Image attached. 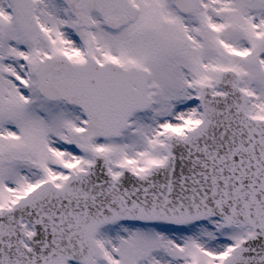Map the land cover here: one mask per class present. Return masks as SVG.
<instances>
[{
    "label": "snow or ice",
    "instance_id": "6c2138e0",
    "mask_svg": "<svg viewBox=\"0 0 264 264\" xmlns=\"http://www.w3.org/2000/svg\"><path fill=\"white\" fill-rule=\"evenodd\" d=\"M0 264H264V0H0Z\"/></svg>",
    "mask_w": 264,
    "mask_h": 264
}]
</instances>
